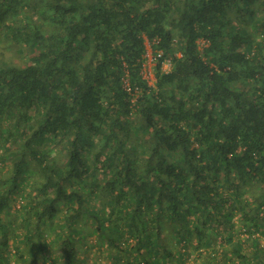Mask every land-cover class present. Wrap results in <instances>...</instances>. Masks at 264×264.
Instances as JSON below:
<instances>
[{"label":"trees","instance_id":"obj_1","mask_svg":"<svg viewBox=\"0 0 264 264\" xmlns=\"http://www.w3.org/2000/svg\"><path fill=\"white\" fill-rule=\"evenodd\" d=\"M0 49V264H264V0H0Z\"/></svg>","mask_w":264,"mask_h":264},{"label":"rangeland","instance_id":"obj_2","mask_svg":"<svg viewBox=\"0 0 264 264\" xmlns=\"http://www.w3.org/2000/svg\"><path fill=\"white\" fill-rule=\"evenodd\" d=\"M148 54L149 55H151V48H150V46H149V44H148ZM2 51V49H0V59H3V60H8V58H9V56H8V54H4V53H2L1 52ZM15 55V59L17 60V59H19V58H21V56L18 54V53H16V54H14ZM152 67H153V64H148V77L150 78L149 80H150V83L151 84H153V79H154V77H153V73H151V71H152ZM164 68L166 69V70H168L169 69V66L168 65H165L164 66ZM153 72V71H152ZM179 248V247H178ZM184 249V248H183ZM182 250V249H181ZM195 254H197V253H195ZM205 259V258H204ZM89 261L90 262H93V261H95V257H89ZM99 262H100V260H98ZM102 262V261H101ZM46 264H48V263H46ZM189 264H191V261H190V263Z\"/></svg>","mask_w":264,"mask_h":264},{"label":"built area","instance_id":"obj_3","mask_svg":"<svg viewBox=\"0 0 264 264\" xmlns=\"http://www.w3.org/2000/svg\"><path fill=\"white\" fill-rule=\"evenodd\" d=\"M160 55H162V52H160L159 53V56ZM147 58H148V62H147V71H146V73H145V78H147L148 80L150 79L147 75H148V64H154V57H152V55H149L148 53H147ZM165 65H168L169 66V68H170V66H171V63L168 61V62H166L165 64H164V66ZM151 73H153L152 71H151ZM153 77H154V75H153ZM153 82H154V79H153ZM149 83H150V80H149ZM128 84L126 83V85L125 86H127ZM150 85H152L151 83H150Z\"/></svg>","mask_w":264,"mask_h":264}]
</instances>
